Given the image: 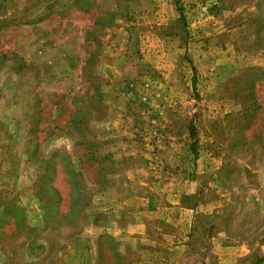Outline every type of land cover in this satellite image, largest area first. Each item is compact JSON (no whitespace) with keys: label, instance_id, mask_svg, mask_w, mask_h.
Masks as SVG:
<instances>
[{"label":"rangeland","instance_id":"1","mask_svg":"<svg viewBox=\"0 0 264 264\" xmlns=\"http://www.w3.org/2000/svg\"><path fill=\"white\" fill-rule=\"evenodd\" d=\"M257 31L264 35V0H0V191L62 244L53 223H41L34 192L52 163L61 212L77 197L90 198L88 222L96 211L104 225L121 206L138 212L157 241L162 229L181 246L168 243L161 264H238L237 247L247 253L239 264L256 263L264 256ZM76 127L88 143L72 135ZM76 227L85 244L94 237L86 219ZM219 245L229 249L220 255ZM151 249L136 248V264Z\"/></svg>","mask_w":264,"mask_h":264},{"label":"trees","instance_id":"2","mask_svg":"<svg viewBox=\"0 0 264 264\" xmlns=\"http://www.w3.org/2000/svg\"><path fill=\"white\" fill-rule=\"evenodd\" d=\"M258 37H264V35L257 31ZM261 40V39H260ZM90 57L86 61V65L89 64ZM252 71L248 69L246 72ZM257 71L264 73V70L257 69ZM246 74L243 76L245 77ZM249 99V98H248ZM247 99V100H248ZM80 113L76 110L74 115ZM80 127L74 129L75 138L81 142L88 143L87 135L79 131ZM190 136L195 140L197 136L196 129L190 127ZM196 141L192 145L193 151L196 148ZM71 164V161H70ZM46 176L41 177L37 182V189L35 188L36 200L42 204L44 209V216L42 222H52L57 232H60L61 242H55L54 238L45 237L37 233L38 227L41 224H32L28 211L22 207L17 200L11 198L9 194L0 191V249L5 255V259L8 260V264H47L51 259L56 261L58 256L62 254L66 247L78 240L81 235V228L76 229V224L80 220L86 219L88 224V215L85 210L90 205V198L81 199L77 197L71 207L65 212H61L60 206L62 203V196L59 194V190L54 185V177L56 175V168L52 163H46ZM70 182L81 187L84 191L85 188L80 183L72 178L71 173H68ZM78 189V188H76ZM43 191L44 193H40ZM86 192V191H85ZM46 194V197H42ZM81 195V194H79ZM45 196V195H44ZM101 213L95 218V224L102 226ZM67 228L68 233L63 236L61 229ZM83 228V226H82ZM45 230V227H44ZM49 236H53L51 233ZM120 242L114 236L109 233L99 234V264H131L126 259L125 255L119 250ZM264 263V256L261 257L256 263ZM6 264V262L4 263Z\"/></svg>","mask_w":264,"mask_h":264},{"label":"crops","instance_id":"3","mask_svg":"<svg viewBox=\"0 0 264 264\" xmlns=\"http://www.w3.org/2000/svg\"><path fill=\"white\" fill-rule=\"evenodd\" d=\"M104 195L99 196L98 199L104 198ZM122 204H125V201H123ZM100 208L102 210H107L106 207L102 206L98 207V210H100ZM119 208L120 209L118 211H120L121 213L115 214L112 220L107 222L105 225L103 224L102 226H97L95 224V220L92 218L93 215L97 216L100 211L98 212L95 210L96 214L94 212L91 213L93 215H91L86 229L94 232V237L90 235L91 237L89 236L90 239L88 243L85 244L83 239L84 235H80L78 240L69 244L67 246V250L58 256L55 264H99V234L104 232L109 233L117 240H119V250L122 254L125 255L126 259L129 260L131 264H136L140 260V258L137 257L138 254L136 255L135 253L136 248L141 249L144 247L145 249L152 248L151 250H144L140 252L142 255L147 256V264H161V262L157 261L166 260L162 257V253L165 252L167 244L172 241V239H168L167 237H165L167 236V231H162V229H160V233L163 236V241L159 242L152 236L151 229L148 228V224L141 221L138 212L132 210L128 211L124 206H121ZM92 210L94 211V208H92ZM122 210H125V212H123ZM104 213L107 214V211H104ZM125 215H127V217L133 216L135 220H133L132 223L125 224ZM174 245H176L174 244V242L170 243L171 248L174 247L175 249H177L181 247L180 245ZM227 249H229V247L222 248L220 246V255ZM236 249L237 250L232 256L231 261L233 259L238 264L240 263L241 258L246 261V255L243 254L247 253H240L241 251L239 250H241L242 248L237 247ZM226 252H232V250ZM241 255L243 256L241 257ZM220 258H222V256H220Z\"/></svg>","mask_w":264,"mask_h":264}]
</instances>
